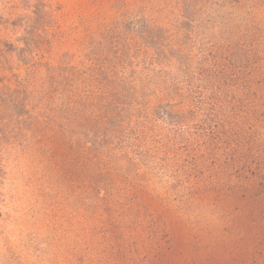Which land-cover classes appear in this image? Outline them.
Instances as JSON below:
<instances>
[{"label":"rangeland","instance_id":"1","mask_svg":"<svg viewBox=\"0 0 264 264\" xmlns=\"http://www.w3.org/2000/svg\"><path fill=\"white\" fill-rule=\"evenodd\" d=\"M49 3L54 23L38 41L46 47L35 61L39 66L79 67L86 61L90 38L113 23L146 20L166 30L164 38L169 44L171 63H165L164 57L153 58L136 51L141 57L131 73L134 108L151 111L168 105L183 110L185 106L175 101V94L180 89L191 90L194 103L214 97L217 108L221 107L231 120L237 118L236 110H241L238 117H250L249 123L263 128L259 140L264 143V0H192L197 11L191 14V23L182 17L178 0ZM5 33L8 35L5 31L0 37ZM8 36L14 38L12 34ZM11 63L19 68L13 72L25 77L30 90L37 93L35 77L29 80L27 68L19 67L16 59ZM10 75V71L0 70V84ZM255 88H261V97L249 96ZM39 102H33L34 113L43 107ZM247 108L250 110L246 114ZM1 111L3 114L5 109ZM178 132L174 129L173 135ZM171 137L151 138L157 142L156 156H167L164 163L160 159L153 161L158 171H162L160 166L172 167L177 173L184 171L183 166L191 159L186 154L201 148L217 155L218 161L241 152L237 138H224L209 151L199 139L187 138L188 143ZM3 138L0 264H253L254 253L264 242L260 225L255 227L254 219L246 222L247 211L240 203L234 204V213L223 216L215 203L163 202L161 209L156 205L158 213L155 211L154 218L148 221L151 232L143 228V222L126 223L123 217L111 221L109 212L90 197L86 187L70 185L63 179L31 136L6 137V141ZM243 139L248 142V138ZM136 150H131L134 156H138ZM84 157L88 155L79 154L77 165H82ZM215 163L216 160L209 161L211 165ZM166 175L158 173V185H153L159 193L171 182ZM147 200H143L146 205L150 202ZM155 229L158 234H154Z\"/></svg>","mask_w":264,"mask_h":264},{"label":"trees","instance_id":"2","mask_svg":"<svg viewBox=\"0 0 264 264\" xmlns=\"http://www.w3.org/2000/svg\"><path fill=\"white\" fill-rule=\"evenodd\" d=\"M178 1L182 17L191 23V14L197 11L192 0ZM49 2L0 0V34L7 31L14 35L0 37V70L11 73L0 84V138L31 136L63 179L70 185L86 187L90 197L109 212L111 221L123 217L126 223L143 222V228L151 232L148 221L155 211L158 213L156 205L161 209L163 202L215 203L223 216L234 213V204L240 203L247 211L246 222L254 219L263 237L264 143L259 140L263 128L249 123L250 117H238L241 110H236V119L226 117L214 97L194 103L191 90L180 89L175 94V101L184 104L183 110L159 105L151 111H137L131 83L135 61L141 57L136 51L164 57L165 63H171L166 30L146 20L113 23L90 38L86 61L79 67L39 66L35 61L46 47L38 41L54 23ZM44 43L48 44L46 38ZM13 59L19 67L27 68L29 80L35 77L37 93L30 90L25 77L13 72L19 69L12 65ZM260 89L255 88L249 96L261 97ZM36 100L43 106L39 113L33 109ZM160 109L163 111L158 113ZM256 112L263 113L259 109ZM174 129L179 132L173 135ZM170 137L186 142L187 138L199 139L209 151L224 138H237L241 152L218 161L217 155L201 148L186 154L191 159L183 166L184 171L177 173L168 166H160L162 171H158L153 161L164 163L167 156H156L157 142L151 138ZM133 148L138 149V156L132 154ZM78 153L88 155L81 166L76 161ZM215 160L217 163L209 164ZM158 173L167 174L171 180L162 193L154 187L158 185ZM141 194L146 195L143 200L150 201L148 205ZM253 258V264H264L263 241Z\"/></svg>","mask_w":264,"mask_h":264}]
</instances>
